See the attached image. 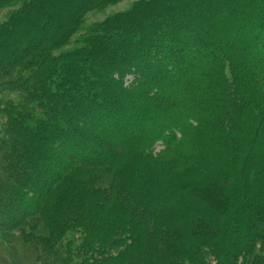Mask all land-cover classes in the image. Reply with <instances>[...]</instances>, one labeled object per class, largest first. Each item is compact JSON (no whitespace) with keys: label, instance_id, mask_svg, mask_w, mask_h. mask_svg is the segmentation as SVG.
<instances>
[{"label":"trees","instance_id":"16d2710c","mask_svg":"<svg viewBox=\"0 0 264 264\" xmlns=\"http://www.w3.org/2000/svg\"><path fill=\"white\" fill-rule=\"evenodd\" d=\"M120 1L0 0L3 251L264 264V0Z\"/></svg>","mask_w":264,"mask_h":264},{"label":"rangeland","instance_id":"374dc122","mask_svg":"<svg viewBox=\"0 0 264 264\" xmlns=\"http://www.w3.org/2000/svg\"><path fill=\"white\" fill-rule=\"evenodd\" d=\"M132 1L133 0H121L120 2L107 7L103 11H99V12L94 13L93 15H90L88 17V20L102 19L105 16L109 15L111 12L124 10V9L128 8V6L130 5V3ZM160 149H161V146H159V145L156 146V148L154 149V153L158 152ZM2 247L3 246L0 245V264H11L9 257L7 256V253H5V251H3Z\"/></svg>","mask_w":264,"mask_h":264}]
</instances>
